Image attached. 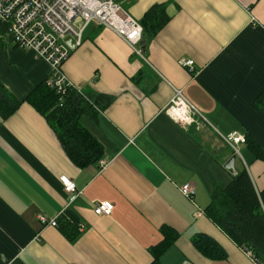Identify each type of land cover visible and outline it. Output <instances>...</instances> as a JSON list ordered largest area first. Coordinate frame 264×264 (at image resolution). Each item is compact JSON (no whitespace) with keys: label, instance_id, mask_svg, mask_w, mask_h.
Here are the masks:
<instances>
[{"label":"crops","instance_id":"crops-1","mask_svg":"<svg viewBox=\"0 0 264 264\" xmlns=\"http://www.w3.org/2000/svg\"><path fill=\"white\" fill-rule=\"evenodd\" d=\"M155 5H165L169 23L141 44L144 58L116 33L97 23L63 65L69 81L87 98L109 96L82 125L103 145L106 166L77 168L55 131L28 96L52 69L36 52L18 48L10 36L0 42V87L21 103L0 116V264H151L150 249L163 240L162 227L179 237L161 264H259L238 246L206 209L218 185L249 172L257 193L264 189V162L238 146L236 170L225 168L234 155L224 138L252 135L264 147V0H126L123 8L142 21ZM252 17L256 22L252 21ZM191 60L194 70L182 66ZM176 91L199 112L184 127L166 112ZM239 159V160H238ZM78 196L68 205L60 178ZM195 189L194 200L180 191ZM109 202L110 216L96 204ZM66 210L84 229L73 242L40 222L59 220ZM215 239L226 251L211 261L192 240ZM250 252V253H249Z\"/></svg>","mask_w":264,"mask_h":264},{"label":"trees","instance_id":"trees-1","mask_svg":"<svg viewBox=\"0 0 264 264\" xmlns=\"http://www.w3.org/2000/svg\"><path fill=\"white\" fill-rule=\"evenodd\" d=\"M170 21L165 5L153 6L144 16L141 24L144 37L154 38ZM60 105V95L46 83L35 89L26 99L43 115L55 131L63 149L71 162L79 169L98 166L104 159L103 145L81 123L85 116L95 119L96 108H107L113 101L109 96L87 98L76 90L64 95ZM264 112V93L256 100ZM21 103L13 100L5 89L0 87V116L9 118ZM245 144L254 160L264 162V147L250 134L245 136ZM233 181L228 187L218 185L211 194V202L206 214L215 224L240 247L253 254L259 264H264V189L257 193L248 170L233 173ZM59 229L73 242L80 235L81 221L75 212L66 210L58 220ZM163 240L150 249L153 261L161 264V258L179 237L177 231L162 227ZM192 243L195 249L211 261H224L227 253L212 237L197 234Z\"/></svg>","mask_w":264,"mask_h":264},{"label":"built area","instance_id":"built-area-1","mask_svg":"<svg viewBox=\"0 0 264 264\" xmlns=\"http://www.w3.org/2000/svg\"><path fill=\"white\" fill-rule=\"evenodd\" d=\"M126 0H0V42L10 36L20 49L36 52L51 66L52 72L46 85L60 95V105L64 104V95L71 89L80 90L69 81L63 72V65L70 58L72 50L66 39L71 38L74 48L83 44L85 30L91 23H97L110 29L121 37L137 56L143 57L141 44L144 28L140 21L128 14L123 8ZM252 21L256 22L254 17ZM182 66L194 70V63L185 60ZM167 114L178 124L190 127L199 122V112L185 98L182 91H176L174 98L166 108ZM233 154L243 159L238 146L245 143V137L232 134L224 138ZM98 166H106L104 160ZM69 195L68 205L78 196L75 183L66 176L60 178ZM189 200H194L195 189L191 184L180 188ZM114 206L109 202L96 204L99 216H110ZM45 226L58 228V220L40 217ZM84 226H80V230ZM250 253V252H249Z\"/></svg>","mask_w":264,"mask_h":264},{"label":"water","instance_id":"water-1","mask_svg":"<svg viewBox=\"0 0 264 264\" xmlns=\"http://www.w3.org/2000/svg\"><path fill=\"white\" fill-rule=\"evenodd\" d=\"M66 44L71 48V49H75L74 48V45H73V41L71 38H67L66 39ZM236 155H233L228 161L227 163L225 164V168L228 169V170H232V171H235L236 170V167H235V163H236Z\"/></svg>","mask_w":264,"mask_h":264},{"label":"rangeland","instance_id":"rangeland-1","mask_svg":"<svg viewBox=\"0 0 264 264\" xmlns=\"http://www.w3.org/2000/svg\"><path fill=\"white\" fill-rule=\"evenodd\" d=\"M239 160V159H238Z\"/></svg>","mask_w":264,"mask_h":264}]
</instances>
